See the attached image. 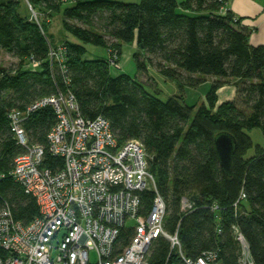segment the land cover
Returning a JSON list of instances; mask_svg holds the SVG:
<instances>
[{"label":"trees","instance_id":"1","mask_svg":"<svg viewBox=\"0 0 264 264\" xmlns=\"http://www.w3.org/2000/svg\"><path fill=\"white\" fill-rule=\"evenodd\" d=\"M28 2L41 15L39 23L20 14L21 0H0V54L19 60L14 69L0 66V209L10 206L15 220L25 225L40 217L37 202L10 175L18 155L26 152L11 133L10 113L26 112L59 91L70 92L83 117L110 122L119 143L143 144L150 174L167 203L164 228L170 233L179 229L186 257L213 251L220 264H240L237 229L254 264H264V148L248 134L257 129L264 136V45L250 44L251 30L232 11L223 12L226 0ZM56 15L78 43L69 37L55 42L50 21ZM126 44H136L134 61L140 70L153 68L177 85L180 95L163 101L127 74L112 76L109 59H87L88 46L121 58ZM59 46L65 48V73L59 65L51 68L50 50ZM32 62L39 63L36 69ZM209 79L204 102L187 105L186 90ZM226 85L235 88L236 97L220 103L218 92ZM56 120L50 106L32 112L22 124L29 145L47 148ZM218 135L236 140L230 173L215 150ZM45 157L46 168L63 169V159L48 152ZM242 193L246 197L240 200ZM141 197L146 216L155 194L143 192ZM183 197L194 203L191 213H182ZM132 234L122 233L124 245ZM178 259L169 242L158 239L149 264H177Z\"/></svg>","mask_w":264,"mask_h":264},{"label":"built area","instance_id":"2","mask_svg":"<svg viewBox=\"0 0 264 264\" xmlns=\"http://www.w3.org/2000/svg\"><path fill=\"white\" fill-rule=\"evenodd\" d=\"M24 1L29 20L39 23L41 15ZM49 57L52 69L59 65L66 72L63 46L51 48ZM117 58L113 53L109 63L119 69ZM31 64L33 69L39 65ZM49 106L57 124L48 134L47 148L29 145L22 124L32 112ZM9 125L16 142L26 149L10 175L37 202L40 217L25 225L15 220L10 206L0 209V264H149L158 239L168 241L170 252L179 255L177 264H220L213 251L196 259L185 256L179 229L170 233L164 228L168 207L150 174V156L143 144L119 143L109 121L81 115L72 93L59 91L26 112L12 111ZM46 152L63 159L62 170L45 167ZM143 192L155 194L146 216H142ZM245 197L242 193L240 200ZM180 207L184 214L195 209L187 197ZM127 231L133 234L124 245L121 235ZM235 235L242 250L240 264H254L245 237L237 229ZM92 253L97 263L92 262Z\"/></svg>","mask_w":264,"mask_h":264},{"label":"rangeland","instance_id":"3","mask_svg":"<svg viewBox=\"0 0 264 264\" xmlns=\"http://www.w3.org/2000/svg\"><path fill=\"white\" fill-rule=\"evenodd\" d=\"M120 3H127V4H134V3H141L142 0H115ZM177 2H185L186 0H176ZM22 2V8L20 10V14L24 17H30L31 13H29L26 2L24 0H21ZM51 27H50V34L53 35L55 42L61 44L63 40H66L67 37L70 41H73L75 43H78L73 37L66 34L63 29V25L61 23V16L56 15L54 19L50 21ZM88 53H87V59H110L113 58V54L108 52L105 49H99L94 46H88ZM137 52V47L135 45H129L126 44L122 48V57L120 58L118 56L117 63L119 64V69L116 67H112L111 74L112 76H117L120 74H127L134 79L140 81L141 83L146 86V90L149 91L152 94H156L157 97L161 98L163 101H167L169 98L173 96H179V90L177 85H175L173 82L167 81L161 74H157V72L151 68L148 67V71L144 72V70H140L138 67V64L134 61V55ZM139 61L142 63L144 62V58L140 57ZM19 64V60L17 58H12L9 56L6 52L2 51L0 54V66L5 67L7 69H14ZM207 84H204V86L199 87L197 89H188L185 93V102L189 106L197 105L199 106L201 103L205 100V94L207 91H209L211 85H212V79L208 80ZM231 86L232 85H228ZM231 89H234L233 87ZM234 92V90H233ZM249 136L252 137V140L254 144L259 145L264 148V136L262 134V131L260 130H251L249 133ZM253 152H251L249 155H251ZM132 225V224H129ZM91 259L93 263H97V256L92 253Z\"/></svg>","mask_w":264,"mask_h":264},{"label":"crops","instance_id":"4","mask_svg":"<svg viewBox=\"0 0 264 264\" xmlns=\"http://www.w3.org/2000/svg\"><path fill=\"white\" fill-rule=\"evenodd\" d=\"M226 5L227 10L242 20L241 26L251 30L250 44L253 47L264 45V0H226ZM232 87L226 85L218 92L220 103L235 99L236 91Z\"/></svg>","mask_w":264,"mask_h":264},{"label":"water","instance_id":"5","mask_svg":"<svg viewBox=\"0 0 264 264\" xmlns=\"http://www.w3.org/2000/svg\"><path fill=\"white\" fill-rule=\"evenodd\" d=\"M236 140L231 136L218 135L215 141V150L222 168L230 173V168L233 163V156L236 151Z\"/></svg>","mask_w":264,"mask_h":264}]
</instances>
